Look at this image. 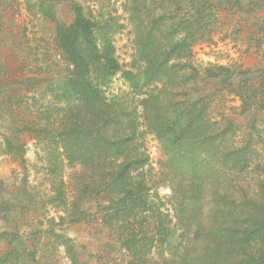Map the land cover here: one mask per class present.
Masks as SVG:
<instances>
[{"label":"trees","instance_id":"16d2710c","mask_svg":"<svg viewBox=\"0 0 264 264\" xmlns=\"http://www.w3.org/2000/svg\"><path fill=\"white\" fill-rule=\"evenodd\" d=\"M228 2L240 7L238 0ZM209 3L156 0L159 14L149 20L137 43L140 68L132 72L119 64L108 30L85 14L80 3L70 0L73 17L67 24L57 21L54 0H38L40 14L55 24L54 43L68 68L64 80L49 92L59 124L22 129L47 133L53 149L60 151L61 165L84 171L87 177L79 179V196L70 206L85 216V198L98 197L100 220L118 233L126 259L118 264H264V198L258 200L230 184L234 176L249 170L248 146H228L226 135L232 126L221 129L212 122L203 95L178 94L179 86L194 80L187 74L195 71L189 62L193 47L208 40ZM205 72L222 82H229L232 73L223 66ZM116 77L128 91L109 97L107 90ZM258 89L264 109V69ZM129 96L137 97L135 106ZM139 117L185 186L173 215L154 188ZM53 181L56 195L51 201L65 206L59 186L64 182ZM38 233L61 246L71 264H80L70 238L50 228ZM5 237L10 250L0 256V264H11L15 254L17 264L34 260L24 244L20 256L8 234ZM28 240L33 247L40 241L37 236Z\"/></svg>","mask_w":264,"mask_h":264},{"label":"rangeland","instance_id":"374dc122","mask_svg":"<svg viewBox=\"0 0 264 264\" xmlns=\"http://www.w3.org/2000/svg\"><path fill=\"white\" fill-rule=\"evenodd\" d=\"M73 1L108 30L123 69L139 70L137 43L147 32L149 20L159 14L156 0ZM208 1L212 5L208 40L193 47L189 62L195 71L187 74H193L194 80L179 86L178 94L203 95L212 122L221 129L231 124L232 132L226 135L228 146L247 145L250 167L234 176L230 184L262 200L264 109L258 102V85L264 69V0H238L239 8L230 0ZM37 5L38 0H0V256L10 250L8 234L18 255L23 256L22 244L33 254L34 260L25 264H71L61 246L39 235V230L50 228L73 241L80 264H118L126 259L119 248L118 233L100 220L98 197H84L81 208L85 216L70 206L79 196V179L87 177L84 171L79 166H64L65 162L61 165L60 151L53 149L47 133L22 129L51 126L52 121L59 124L49 92L64 80L68 68L54 43L55 24L40 14ZM54 5L57 21L70 23V0H54ZM212 66L229 68V82L208 78L205 71ZM127 91L122 79L116 77L107 94L110 97ZM135 98H128L133 99L134 106ZM138 120L154 188L173 215V206L185 196V186L167 166L161 144L145 120ZM10 145L13 149L8 148ZM60 178L65 206L51 201L55 194L52 182ZM34 236L40 241L33 247L28 239ZM13 257L11 264H17L18 256Z\"/></svg>","mask_w":264,"mask_h":264}]
</instances>
